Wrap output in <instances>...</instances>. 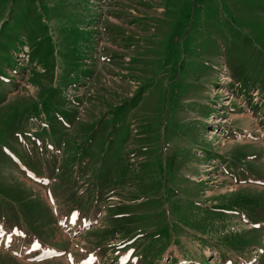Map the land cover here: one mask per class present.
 I'll use <instances>...</instances> for the list:
<instances>
[{
  "label": "rangeland",
  "instance_id": "1",
  "mask_svg": "<svg viewBox=\"0 0 264 264\" xmlns=\"http://www.w3.org/2000/svg\"><path fill=\"white\" fill-rule=\"evenodd\" d=\"M251 86L264 0H0V264H264Z\"/></svg>",
  "mask_w": 264,
  "mask_h": 264
},
{
  "label": "bare ground",
  "instance_id": "2",
  "mask_svg": "<svg viewBox=\"0 0 264 264\" xmlns=\"http://www.w3.org/2000/svg\"><path fill=\"white\" fill-rule=\"evenodd\" d=\"M215 121H217L216 118H213V120L211 122H215Z\"/></svg>",
  "mask_w": 264,
  "mask_h": 264
},
{
  "label": "trees",
  "instance_id": "3",
  "mask_svg": "<svg viewBox=\"0 0 264 264\" xmlns=\"http://www.w3.org/2000/svg\"><path fill=\"white\" fill-rule=\"evenodd\" d=\"M60 113L63 114V115H65L64 113H66V111L64 110V113L62 111Z\"/></svg>",
  "mask_w": 264,
  "mask_h": 264
}]
</instances>
